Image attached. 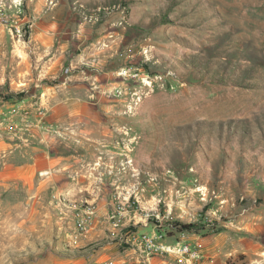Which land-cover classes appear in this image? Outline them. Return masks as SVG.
Masks as SVG:
<instances>
[{
    "label": "rangeland",
    "instance_id": "374dc122",
    "mask_svg": "<svg viewBox=\"0 0 264 264\" xmlns=\"http://www.w3.org/2000/svg\"><path fill=\"white\" fill-rule=\"evenodd\" d=\"M81 68L88 153L31 207L9 144ZM0 264H264V0H0Z\"/></svg>",
    "mask_w": 264,
    "mask_h": 264
},
{
    "label": "crops",
    "instance_id": "0c3cea01",
    "mask_svg": "<svg viewBox=\"0 0 264 264\" xmlns=\"http://www.w3.org/2000/svg\"><path fill=\"white\" fill-rule=\"evenodd\" d=\"M45 45V44H44ZM48 48V47H47ZM47 64V62H45ZM58 63H56L57 65ZM53 66L52 70L50 71V74L55 76V73L58 70V66ZM99 66V65H98ZM93 67V66H92ZM60 68V66H59ZM94 70L96 73H99L100 70L96 69L94 65ZM81 71L83 74L79 73H72L68 76H65L63 78V84L67 82L66 78L71 80L72 77L77 78V80H84L81 79L84 76L86 78H96L95 75L87 74L83 68H81ZM101 73V72H100ZM66 82H64L65 80ZM93 83V81H92ZM62 82L59 84L61 87L58 88L57 91L60 92V95H57V93L50 94L49 101L47 100V103L45 105L50 106L51 114L53 115V122L48 121V125H53V127L59 125L60 128L57 129L55 132L56 134L53 136L54 138L46 139L44 137H39V140L42 141V145L37 146H31L28 150L29 155H20V148L17 147V145L9 144L10 150L13 152L14 158L18 160L26 161L25 165L20 168H14V177L17 180V183L21 186H24L27 188V191L31 194V198H34L33 201L28 202L29 206L33 207L35 202H39L37 199L40 197L39 192L46 188H55L58 191H60L64 186V176L65 173L72 167L73 162H83L85 161L86 154L88 153L89 148L85 145L83 146V143H78L79 141L78 136L80 134H89L85 130H79L81 128L80 123L82 121L83 124H86L85 128H90L89 121L94 118L89 113V109H94L93 106L97 107V103H99L100 99L103 97L101 94L97 95L96 99H88L87 95L90 96L88 91H85L83 89L81 90H75L71 89L70 87H67V85H63ZM78 84V83H77ZM76 84V85H77ZM94 84L96 82L94 81ZM81 88V87H78ZM95 91V90H94ZM99 92L102 93V90ZM59 94V93H58ZM93 96V94H91ZM102 96V97H101ZM105 100V99H104ZM103 101V100H102ZM109 106L108 104H102L100 107ZM94 116V115H93ZM66 118H69V120H66ZM76 125L74 126V124ZM99 124V123H98ZM71 132V133H70ZM90 135V134H89ZM85 141L87 140H99L100 138L97 137H84ZM76 141V142H75ZM86 143V142H84ZM83 146V147H82ZM76 149L81 152L79 157L75 159V154L72 152ZM91 149V148H90ZM20 150V151H19ZM22 153V151H21ZM78 156V155H76ZM22 157V158H20ZM84 164H81V167H83ZM30 199V198H29ZM103 204V203H102ZM100 204V208L103 206ZM40 205V203L37 204V206ZM44 206V205H42ZM47 224L45 227H47L49 221H46ZM100 222H105L101 221ZM99 219L95 222V226L98 225ZM91 236H94L96 234H100L99 231L91 232ZM46 233L42 236L40 234V238H45ZM29 237V236H28Z\"/></svg>",
    "mask_w": 264,
    "mask_h": 264
},
{
    "label": "built area",
    "instance_id": "2783aa9c",
    "mask_svg": "<svg viewBox=\"0 0 264 264\" xmlns=\"http://www.w3.org/2000/svg\"><path fill=\"white\" fill-rule=\"evenodd\" d=\"M168 250H171L170 247L168 248ZM173 250H175V252L180 254L181 256L186 257V259L198 257L197 250L193 249L190 244L187 243H177Z\"/></svg>",
    "mask_w": 264,
    "mask_h": 264
},
{
    "label": "trees",
    "instance_id": "16d2710c",
    "mask_svg": "<svg viewBox=\"0 0 264 264\" xmlns=\"http://www.w3.org/2000/svg\"><path fill=\"white\" fill-rule=\"evenodd\" d=\"M4 97L8 98L9 95H5ZM182 225V224H181ZM188 225H182V227H187Z\"/></svg>",
    "mask_w": 264,
    "mask_h": 264
},
{
    "label": "bare ground",
    "instance_id": "6f19581e",
    "mask_svg": "<svg viewBox=\"0 0 264 264\" xmlns=\"http://www.w3.org/2000/svg\"><path fill=\"white\" fill-rule=\"evenodd\" d=\"M48 112V111H47Z\"/></svg>",
    "mask_w": 264,
    "mask_h": 264
}]
</instances>
